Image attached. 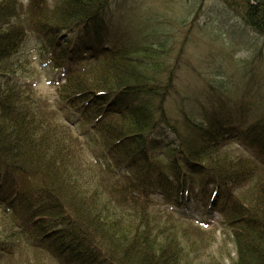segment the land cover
Wrapping results in <instances>:
<instances>
[{
    "label": "trees",
    "instance_id": "obj_1",
    "mask_svg": "<svg viewBox=\"0 0 264 264\" xmlns=\"http://www.w3.org/2000/svg\"><path fill=\"white\" fill-rule=\"evenodd\" d=\"M118 2L0 0V264H197L177 232L201 229L178 213L192 205L221 214L233 264H264V103L170 110L183 50ZM221 2L264 42V0ZM31 35L61 73L57 107L15 77ZM71 124L107 162L84 168Z\"/></svg>",
    "mask_w": 264,
    "mask_h": 264
},
{
    "label": "rangeland",
    "instance_id": "obj_2",
    "mask_svg": "<svg viewBox=\"0 0 264 264\" xmlns=\"http://www.w3.org/2000/svg\"><path fill=\"white\" fill-rule=\"evenodd\" d=\"M24 1L26 3L27 0ZM118 3L133 9L141 19L148 20V30L158 31L150 38L151 42L168 43L173 59L183 50L176 91L169 102L170 110L179 113L183 105L199 106L207 100H218L221 97L232 111L241 104V100L248 99L247 92L264 103V42L246 30L241 20L221 0H121ZM13 61L19 70L15 77L31 83L47 103L57 107V87L62 76L53 64L41 56L40 44L35 36L31 35ZM22 63L23 67L19 65ZM234 118L238 120L240 114L235 113ZM65 121L62 117L61 122ZM71 126H68L70 133L76 134L83 142L76 152L86 161L83 162L87 165L84 168L89 172L91 160L107 162L101 154L97 155L102 148L96 136L91 137L93 132L90 128L87 137L82 134L79 126ZM166 137L169 140L174 138L171 132ZM75 146L78 147L75 144L72 148ZM248 189L245 186L241 192L246 193ZM167 209L165 204L153 208L159 221L165 220L166 216L159 214ZM184 211L186 218L202 222L201 229L196 228L193 222L191 225L185 221L177 222L178 234L181 236L185 227L190 236L188 239L193 238L194 244L202 249L193 248L198 253L196 263L233 264L236 246L229 227L222 224L221 214H202L195 207Z\"/></svg>",
    "mask_w": 264,
    "mask_h": 264
}]
</instances>
